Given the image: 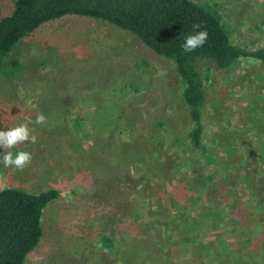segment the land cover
Returning a JSON list of instances; mask_svg holds the SVG:
<instances>
[{
  "label": "rangeland",
  "instance_id": "obj_1",
  "mask_svg": "<svg viewBox=\"0 0 264 264\" xmlns=\"http://www.w3.org/2000/svg\"><path fill=\"white\" fill-rule=\"evenodd\" d=\"M195 1L218 13L233 43L264 44V0ZM13 5L14 0H0V17L11 13ZM255 60L242 58L227 68H217L209 59H198L206 89L202 120L209 142L227 133L235 137L244 133L252 136L247 137L253 143L264 142V108L258 103V95L264 101V82H260V78L264 81V63ZM182 86L174 61L154 52L134 33L87 15L67 13L47 20L0 56V130L28 118L34 122L38 114L47 118L44 124H29L37 137L35 144L26 142L12 149L14 154L21 149L32 154L28 167L18 171L0 163V188L60 190L44 208L40 241L23 264L127 262L120 258L123 250L102 249L97 226H78L80 221L118 217L114 209L124 212L127 207L128 197L125 200L108 183L99 185L102 180L96 179L93 166L98 172L99 164L104 166L102 151L113 156L119 136L110 117L128 110L127 104L138 105L134 110L147 118L161 119L163 134L185 139L189 120ZM117 124L123 129L126 119ZM187 152L201 170L204 153L188 147ZM114 154L113 163L119 167L124 155ZM258 157L264 159V155ZM94 158H98L96 163ZM140 228L142 234H134L129 241L119 239L126 253L132 251L131 264L179 263L181 233L171 228L162 233L151 225Z\"/></svg>",
  "mask_w": 264,
  "mask_h": 264
},
{
  "label": "trees",
  "instance_id": "obj_2",
  "mask_svg": "<svg viewBox=\"0 0 264 264\" xmlns=\"http://www.w3.org/2000/svg\"><path fill=\"white\" fill-rule=\"evenodd\" d=\"M67 13L100 18L126 29L154 52L174 61L188 107L185 139L163 134L160 127L164 122L137 113L134 109L139 106L134 103L110 117L119 136L114 153L124 157L117 167L112 159L115 154L109 157L104 150V166L99 164V172L93 166V171L102 180L100 186L108 183L118 195L128 198L124 212L118 207L113 213L118 217L103 220H125L133 234H142L141 226L151 225L162 233L174 229L185 242L200 247V257L191 255V263L205 264L193 259L210 255L209 260L218 264L227 257L232 264H254V253L264 252V162L249 160L245 150L243 156L234 152L227 157L219 149L212 152L205 146L201 107L206 89L196 63L209 59L217 68H227L247 57L264 63V45L250 48L233 43L218 13L195 0H14L11 13L0 17L1 58L22 36ZM193 25L206 30L208 38L202 47L185 53L181 45L193 32ZM123 117L126 126L121 129L117 121ZM187 147L191 152L209 154L201 170ZM59 195L57 187L35 192L15 186L0 188V264H23L40 241L44 208ZM109 236H100L105 247L108 240L113 241Z\"/></svg>",
  "mask_w": 264,
  "mask_h": 264
},
{
  "label": "crops",
  "instance_id": "obj_3",
  "mask_svg": "<svg viewBox=\"0 0 264 264\" xmlns=\"http://www.w3.org/2000/svg\"><path fill=\"white\" fill-rule=\"evenodd\" d=\"M263 45L264 44H258V45L256 44L255 46L250 45L249 47L254 48V47H260ZM255 61L263 63L260 60H255ZM30 74H31V71H30ZM260 82H264L262 80V78H260ZM263 89H264V87H263ZM258 103L261 107L264 108V101L259 98V95H258ZM242 112H243V114H245V109H243ZM244 120H246V118ZM243 129H246V125L243 126ZM203 131H204L203 142L205 141L204 142L205 146L207 148H209L212 152L219 149V153L223 152L224 154H226L227 157H229L232 154H234V152H236V153L238 152V154L240 156H243V154H244L243 150H245L246 151L245 156H247L246 158H248L249 160L253 161V159H254L257 162H262V160H263V162H264V159L259 160V157H258V155H264V142H260V144L259 143H253L252 141H249L252 138V136H249L248 134H244V133H242L240 135V137H235L232 134L230 135V133H227V134H223L221 136L220 140L217 138L216 140H213L215 142L211 143L212 141L209 142V139L206 138L205 125H204ZM247 136H249L251 138L248 139ZM242 137H244L245 140L241 141V143L239 144L237 142V140H239ZM224 140H226L229 144H225ZM258 145L259 146L261 145L260 149L258 148ZM230 147H233L232 150H230ZM207 154L208 153L205 154V162H206ZM208 156H209V154H208ZM256 159H258L259 161ZM124 221L125 220L118 221V222L115 221V223L112 221H108V220H98L97 222L96 221H94V222H91V221H82L81 222L80 221L79 222L80 224H78V226L93 227V225H95L97 227L102 226V228H104V227L110 228V226H111V228L106 230V231H104V229L103 230H96V232L99 233L100 236L102 234H108V235H110L109 237L111 239H113V241H110V240L107 241L106 247L103 245V243H101L102 249H106L107 251L110 249L113 251L117 250V249L123 250V252H120V258L122 257L123 260L127 259V262H124L122 264H125V263L131 264V260H132L131 252L132 251H131V249H128L129 251L127 250V253H126V251H125L126 246H125V244L120 243L119 239H120V237H123L122 238L123 241L124 240L129 241V239H131L135 236L133 234L134 232H130L128 230V228H126V224ZM236 235L238 236L237 233H236ZM178 244H179V250L177 251V258H178V262H179L178 264H182V263H184V264H195L194 261L191 263L188 260L191 257V255H192V258L200 257V255H201V252L199 251L200 247H197L196 245H194L193 242L192 243L191 242H185L182 239V235L180 236V241H178ZM177 245H174L173 247H176ZM204 256L205 257L193 259V260H197L198 262H202L201 260H204L205 264H218V262L216 260L214 262L212 260H209L210 255H209V257H207L206 255H204ZM220 260H223V259H220ZM240 260H242V259H240ZM253 260H254V262H253L254 264H261V262L264 261V252L263 253L255 252L254 256H253ZM223 264H232L231 259L229 257H227L226 261L223 262ZM236 264H244V263H236Z\"/></svg>",
  "mask_w": 264,
  "mask_h": 264
},
{
  "label": "clouds",
  "instance_id": "obj_4",
  "mask_svg": "<svg viewBox=\"0 0 264 264\" xmlns=\"http://www.w3.org/2000/svg\"><path fill=\"white\" fill-rule=\"evenodd\" d=\"M199 28L200 25H193V32L185 36L184 42L181 45L183 52H193L205 44L208 33L206 30H197ZM46 119L44 114H38L34 122L28 118L7 130H0V148L4 150L0 153V163L5 168L12 167L18 171H23L30 165L32 160L30 152L21 149L14 154L12 149L26 142L35 144L37 137L33 134V130L29 128V124L35 123L36 125H41L46 123Z\"/></svg>",
  "mask_w": 264,
  "mask_h": 264
}]
</instances>
